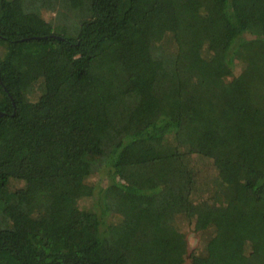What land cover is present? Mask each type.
<instances>
[{"label":"trees","instance_id":"1","mask_svg":"<svg viewBox=\"0 0 264 264\" xmlns=\"http://www.w3.org/2000/svg\"><path fill=\"white\" fill-rule=\"evenodd\" d=\"M0 43V264H184L180 218L211 230L201 264H264V0H0Z\"/></svg>","mask_w":264,"mask_h":264},{"label":"rangeland","instance_id":"2","mask_svg":"<svg viewBox=\"0 0 264 264\" xmlns=\"http://www.w3.org/2000/svg\"><path fill=\"white\" fill-rule=\"evenodd\" d=\"M61 11V12H59ZM43 16L53 23H66L70 27L76 26V24L84 18V15L72 12L67 8L47 10L44 9L42 12ZM78 25V24H77ZM69 27V28H70ZM247 38L256 37L253 34H246ZM172 46V44L170 45ZM7 51V46L0 43V56H3ZM244 63L241 60H236L234 66V75H238L243 68ZM31 101L38 105H46L44 110L55 111L63 105V100L53 96L52 93L43 92L40 86H35L32 93L29 95ZM192 164L198 170V185L195 192V199L205 198L210 194V191L214 188V179L217 174V166L213 159L202 158L196 155L192 157ZM112 173L107 168H101L96 173L92 174L86 180V187L88 194L84 198L80 199L79 205L81 208L88 210L102 212L101 208L104 206V189L110 187L113 183L118 181L119 178H113ZM24 184L21 181H12L10 188L12 193L7 196V199L11 202L17 201H30V196L23 190ZM117 217L113 216L112 213L107 215V221H114ZM19 221V220H18ZM178 227L185 233L188 241V252L185 256L184 264H201L204 259L203 256L206 253L207 244L211 238V230H195L194 225L188 222L184 218H180L178 221Z\"/></svg>","mask_w":264,"mask_h":264},{"label":"water","instance_id":"3","mask_svg":"<svg viewBox=\"0 0 264 264\" xmlns=\"http://www.w3.org/2000/svg\"><path fill=\"white\" fill-rule=\"evenodd\" d=\"M0 115H2V113H0Z\"/></svg>","mask_w":264,"mask_h":264}]
</instances>
